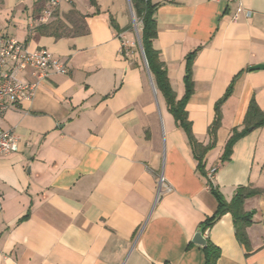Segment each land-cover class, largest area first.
<instances>
[{"label": "crops", "instance_id": "1", "mask_svg": "<svg viewBox=\"0 0 264 264\" xmlns=\"http://www.w3.org/2000/svg\"><path fill=\"white\" fill-rule=\"evenodd\" d=\"M95 1L60 0L57 16L69 26L75 11L83 27L55 38L30 33L34 0H1L0 40L23 42L30 33L29 48L48 50L68 73L0 113V129L21 141L20 152L0 156V264H206L193 238L241 186L258 190L243 204L252 221L248 244L238 241L230 213L204 237L220 250L216 264H264V125L250 128L222 161L233 130L245 129L250 103L264 114V69L252 70L264 65V0H241V10L233 0H155L154 48L177 100L196 52L186 111L204 146L223 100L205 161L207 175L217 168L213 182L197 171L143 52L121 54L110 19L127 32L124 0ZM162 175L173 192L157 200Z\"/></svg>", "mask_w": 264, "mask_h": 264}, {"label": "trees", "instance_id": "2", "mask_svg": "<svg viewBox=\"0 0 264 264\" xmlns=\"http://www.w3.org/2000/svg\"><path fill=\"white\" fill-rule=\"evenodd\" d=\"M129 2L135 17L141 23V45L157 89L162 94L165 103L169 109V112L175 118V121L177 122L178 126L182 128L187 135L189 144L193 151L194 158L197 161V171L201 176L206 177L207 173L205 171V161L209 151H211L216 145L217 131L221 125L220 106L223 100L218 102L216 105L215 119L208 129L210 142L207 146H204L199 143L193 136L191 130V123L188 120V114L186 111L187 102L194 91L192 65L196 52L188 55L186 59L187 68L184 77L185 95L182 99L177 100V97L171 88L165 65L160 59V53L154 48V40L156 39L158 34V26L155 19V14L157 12L158 7L161 5V2L155 0H129ZM1 3L2 2L0 0V5ZM91 3L96 6L95 0H91ZM45 5L46 0H34V19H39ZM54 17L57 18V11L55 12L53 18ZM61 21L62 20L57 19L55 22L50 21L47 24H36L34 29L30 31V33L32 34V32L35 31L39 35H48L53 36L55 38H61L64 36L63 32H61V28L65 27L66 25ZM110 23L111 27L119 35L125 32V30H121L119 28L118 24L112 17L110 19ZM30 33L27 39L24 41L27 44L31 38ZM232 89L233 83L231 84L228 92L226 93L223 99H226L231 95ZM263 125L264 114L257 106V104L252 101L249 105V109L246 115L245 129L242 132H238L236 129L233 130L232 135L226 144L225 151L222 156V161L226 162L231 159L233 147L236 141L240 137L246 135L249 132L250 128L256 129L262 127ZM257 193L258 190L252 188L251 186H241L237 188L233 199L229 203L221 200L219 202V208L217 213L211 218H209L204 225H201L200 228H203L205 232L207 228L211 226L218 218H220L224 214L230 213L234 220L236 237L238 241L242 244L247 245L248 241L246 229L251 225L252 221L250 214L246 213L243 210V204L247 198L256 195ZM215 194L217 193L215 192ZM203 249L205 251L206 264H216L218 258L220 257L219 248L208 242L206 246L203 247Z\"/></svg>", "mask_w": 264, "mask_h": 264}, {"label": "built area", "instance_id": "3", "mask_svg": "<svg viewBox=\"0 0 264 264\" xmlns=\"http://www.w3.org/2000/svg\"><path fill=\"white\" fill-rule=\"evenodd\" d=\"M242 9L241 0H233ZM60 7V0H46V5L36 24H47ZM36 25L31 26L30 31ZM121 54L126 58L133 56L134 44L120 34ZM29 72L33 81H27L21 74ZM68 67L60 58L46 49L31 50L24 41L13 38L0 40V113L20 104L24 100L32 99L36 89L52 75H66ZM21 151L20 138L11 130L0 129V156H8ZM217 168H213L207 175L213 182ZM157 200L163 195L173 192V188L162 175L158 180Z\"/></svg>", "mask_w": 264, "mask_h": 264}, {"label": "rangeland", "instance_id": "4", "mask_svg": "<svg viewBox=\"0 0 264 264\" xmlns=\"http://www.w3.org/2000/svg\"><path fill=\"white\" fill-rule=\"evenodd\" d=\"M124 7L126 10V14H127L128 25L126 26L127 32L122 33V36L128 38L134 44L133 46L134 52L137 54H140V51H142L141 23L135 17L132 7L129 3V0H124ZM1 9H3L2 6H1ZM74 12L75 11H71V13L68 15L69 21H71L72 23L71 25L69 24V26L65 23L64 20H62L59 16H57V19L62 20L61 22L66 24V25L64 24L65 27L61 28V32H63L64 35H72V34L78 33L81 31V28L83 27V24L81 20L79 19V16ZM56 20H54L53 22H55ZM0 21L2 24L3 20L0 19ZM77 27H78V30H76Z\"/></svg>", "mask_w": 264, "mask_h": 264}, {"label": "water", "instance_id": "5", "mask_svg": "<svg viewBox=\"0 0 264 264\" xmlns=\"http://www.w3.org/2000/svg\"><path fill=\"white\" fill-rule=\"evenodd\" d=\"M142 52H143V55L145 57V53L143 51V48H142ZM145 61L147 63L146 57H145ZM147 66H148V64H147ZM259 69H264V65H259V66H255L252 68V70H259ZM193 242L197 245H200V246H206L207 240L204 237V229L203 228H199L197 230V233H196L195 237L193 238Z\"/></svg>", "mask_w": 264, "mask_h": 264}]
</instances>
